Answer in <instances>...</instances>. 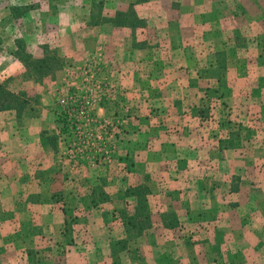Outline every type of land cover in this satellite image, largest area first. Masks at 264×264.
I'll return each instance as SVG.
<instances>
[{
	"label": "crops",
	"instance_id": "1",
	"mask_svg": "<svg viewBox=\"0 0 264 264\" xmlns=\"http://www.w3.org/2000/svg\"><path fill=\"white\" fill-rule=\"evenodd\" d=\"M154 1L64 0L58 4L56 16L48 14V19L57 21L44 30L40 20L31 27L34 38L27 33L26 45L21 44L42 57L48 49L61 48L64 41L67 47L72 41L69 36L76 35L80 23L104 35V20L129 12L131 7L147 20L145 12ZM160 1L173 11H177L174 4L184 3ZM54 2L57 7L58 0ZM93 15L103 19L91 22ZM62 20L67 21L66 26H60ZM20 39L16 36L13 44L9 42L3 46L7 49L0 51V83L11 63L26 67L16 54ZM11 47L15 51L9 52ZM260 54L264 57V48ZM186 61L179 66L197 64ZM230 78L242 86L257 85V77L248 71ZM201 114L197 107L184 108L174 132L162 130L158 143L155 140L153 147L141 148L135 171L121 186L123 193L114 188L109 192L110 201H99L96 206L91 202L95 196L92 187L100 185L88 184L85 179L87 184L77 182L79 187L65 175V166L58 159L59 147L55 150L51 145L46 155H34L41 142L47 144L40 140L47 127L35 123L15 126L22 117L18 118L15 110L0 111V264H264V116L262 122L246 125L247 129L237 125L208 137ZM241 130L252 133L245 137ZM231 131H240L241 136L230 148L221 150L219 139L229 138ZM10 132L12 139L8 138ZM12 148L17 155L12 154ZM145 181L150 187L152 227L129 238L125 250L114 252L113 243L127 238L117 216L125 208V188ZM129 201L133 203V199ZM64 207L76 217L69 233Z\"/></svg>",
	"mask_w": 264,
	"mask_h": 264
},
{
	"label": "rangeland",
	"instance_id": "2",
	"mask_svg": "<svg viewBox=\"0 0 264 264\" xmlns=\"http://www.w3.org/2000/svg\"><path fill=\"white\" fill-rule=\"evenodd\" d=\"M183 2L174 4L177 11H173L155 0L145 12L149 15L146 25L137 28L106 18L104 35L80 23L67 47L64 41L61 48L47 51L58 57L57 70L42 74L32 66L19 68L11 63L10 72L5 77L1 74L7 89L25 93L30 101L15 126L35 123L47 127L40 133V140L47 144L41 142L34 155H46L51 149L47 148L51 147L48 137L56 136L63 173L75 183L89 180L88 184L100 185L95 197L101 203L110 201L114 188L123 193L121 186L131 177L119 158L128 153L136 159L142 155L141 148L153 147L155 140L158 143L162 130L174 132L184 108L203 110L208 137L216 136L219 129L228 131L237 125L247 129L246 125L262 122L264 0L261 4L260 0ZM62 3L58 0L55 7L54 0H0V51L9 42L13 44L16 36L25 43V35L40 20L46 30L51 21H57L48 19V14L55 15ZM14 15L23 19L16 20ZM101 19L93 15L91 22ZM59 24L66 26L67 21ZM115 27L122 29L115 32ZM22 49L32 54L26 46ZM185 59L197 64L179 66ZM221 63L226 66L221 68ZM247 71L257 77L254 88L253 83L242 86L230 78ZM251 133L244 131L245 137ZM8 138L12 139V132ZM100 192L106 195L104 199ZM125 199L131 206V199Z\"/></svg>",
	"mask_w": 264,
	"mask_h": 264
},
{
	"label": "trees",
	"instance_id": "3",
	"mask_svg": "<svg viewBox=\"0 0 264 264\" xmlns=\"http://www.w3.org/2000/svg\"><path fill=\"white\" fill-rule=\"evenodd\" d=\"M14 16L19 17L21 15ZM111 20L116 21L118 25H127L132 28H137L139 26L146 25V21L136 15V12L132 7L130 8L129 12H120L119 15H117L115 18H112ZM21 43L22 42L20 41V49L16 51V54L20 58V60L25 63L26 67L32 66L33 70L42 74H48L53 69L57 70L59 68L55 65V60H58V57L56 55L51 57V55L46 52L45 57L34 59L32 57V54L27 53L26 50L22 49L24 46ZM25 52L26 54L23 55V53ZM225 66V63L220 64L221 68H224ZM38 80H42V76H40ZM29 107L30 101L29 98L25 95V93L13 92L7 89L5 83H0V111L15 110L17 113V117L21 118L25 115ZM200 113H204L203 110H200ZM241 132L243 136H245L242 130ZM241 132L231 131L229 132V138L219 139V148L221 150L230 148L233 145L235 138H239L241 136ZM48 140L52 147L55 150H58V141L56 136L51 135L50 137H48ZM119 160L125 163V168L129 173L135 171L136 161L128 153L124 156H121ZM97 189H99V186H93L92 193L96 194ZM149 193L150 187L146 183V181L143 183L135 185L129 184L126 186L125 198L133 199L131 207H129L130 204H127L124 209L120 210V218L122 219L123 224L125 226L127 238H121L113 243L112 248L114 252H120L122 250H125L128 247L129 238L141 236L152 227L151 211L148 201ZM98 194L103 196V199L106 197L103 192H100ZM99 201L100 200L97 199L95 196L92 197V204L97 206ZM64 211L68 216L66 218V231L69 233V231H72L73 229L76 217L74 216L73 211L69 207H64ZM174 219L176 218L173 217L172 220Z\"/></svg>",
	"mask_w": 264,
	"mask_h": 264
}]
</instances>
